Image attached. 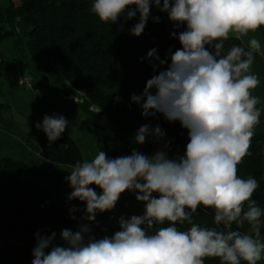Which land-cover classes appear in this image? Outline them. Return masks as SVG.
I'll list each match as a JSON object with an SVG mask.
<instances>
[{"label":"clouds","instance_id":"1","mask_svg":"<svg viewBox=\"0 0 264 264\" xmlns=\"http://www.w3.org/2000/svg\"><path fill=\"white\" fill-rule=\"evenodd\" d=\"M152 7L167 14L174 25L170 37L181 47L170 48L163 59L156 48L148 51L146 59L157 74L131 101L145 118L162 114L169 122L179 121L188 132L186 150L169 158L165 143L152 155L133 149L130 155L110 158L100 151L91 160H77L64 179L72 189L68 200L85 202L83 209H70L73 220L74 213L82 212L78 228L62 229L61 244L55 243L56 232L38 231L32 264H205V258L257 264L264 258V210L252 199L259 184L254 177H239L237 168L249 154L261 116L259 98L252 95L260 81L251 71L261 43L252 37L241 44L264 26V0H94L90 10L112 24L138 14L130 35L139 37ZM152 20L158 23L160 17ZM230 36L241 44L226 48ZM70 122L53 114L34 126L51 144ZM165 135L159 125L144 124L134 142L143 145L150 136L159 140ZM125 191L144 203V214L121 216L119 231L97 238L92 229L97 214L113 210ZM198 208L213 209L214 223L223 229L193 223ZM245 221L251 225L247 233L232 229L233 223L239 228ZM165 222L168 226L149 232ZM185 222L191 226L182 231L177 224Z\"/></svg>","mask_w":264,"mask_h":264},{"label":"trees","instance_id":"2","mask_svg":"<svg viewBox=\"0 0 264 264\" xmlns=\"http://www.w3.org/2000/svg\"><path fill=\"white\" fill-rule=\"evenodd\" d=\"M93 2L20 0L15 3L9 0L7 7L0 5V40L12 36L16 46L25 40L29 54L52 82L63 87L68 95L80 97L84 109L91 114L98 149L110 158L130 155L133 149L148 155L153 148L150 137L143 145L134 142L136 132L144 124L152 128L159 125L167 132L170 142L165 150L169 158L183 155L188 132L180 122H169L162 114L145 118L141 107L131 101V96L141 94L146 81L157 74L146 59L148 51L156 48L163 59L170 48L175 52L181 47L177 39L170 37L174 25L166 13L152 7L144 32L136 37L130 35V29L138 22V14L134 19L122 16L115 24L105 23L91 12ZM157 16L160 22L155 23L152 17ZM260 30L264 35V26ZM232 44H241V40L230 36L225 47ZM246 45L243 40L241 46ZM10 65V60L0 52V75ZM8 106L0 103V122H4L1 113ZM37 141L40 155L59 167L45 171L24 159L10 155L0 158V264H32L35 234L56 232L55 243L61 244V230L79 221L82 215L77 211L74 213L77 220L71 219V207H85V202L68 200L69 195L63 200L55 198L66 183L64 170L77 160H85L77 141L65 131L49 144L42 129L38 131ZM237 168L239 177L251 176L258 181L259 187L252 199L264 210V133L254 131L249 154ZM144 212L145 208L135 215L141 216ZM197 212L192 217L193 223L223 229V225L214 223L213 209L198 208ZM261 221L260 238L264 242V216ZM166 226L168 222L154 226L149 232ZM190 226L187 222L177 224L182 231ZM250 227L247 221L239 228L235 223L232 225L233 230L245 233ZM112 229L119 231V224ZM205 264H220V259L205 258ZM257 264H264V258Z\"/></svg>","mask_w":264,"mask_h":264},{"label":"rangeland","instance_id":"3","mask_svg":"<svg viewBox=\"0 0 264 264\" xmlns=\"http://www.w3.org/2000/svg\"><path fill=\"white\" fill-rule=\"evenodd\" d=\"M14 1L15 3L20 2V0ZM0 5L7 7L9 0H0ZM252 37H255L261 43V54L255 55V60L264 64V35L260 28L256 32H250L247 36L243 37V40L248 43V40ZM0 52L11 63L10 67L0 75V103L10 105L8 108H3L1 113L4 122H0V158L14 154L17 159L28 158L33 162L32 152L36 153L37 135L38 131L41 130L37 129L34 125L37 122H42L45 115L55 114L58 116L62 115L71 121L65 131L77 141L84 159H93L100 151L96 142L91 114L84 109L82 101L79 99L80 97L76 94L68 95V92L63 87L55 85L52 82L46 71L29 54L25 40L16 46L14 37H4L0 40ZM23 73L32 76L33 89L17 83L18 76ZM261 83L263 88H260L258 85L254 89L258 98H261L264 94V79H261ZM162 130L166 134L165 137L156 140L150 136L153 148L148 155H152L157 150L163 149L165 143L169 145L170 138L167 132L164 129ZM260 130V127H255L254 129L257 133ZM20 140L23 141L20 147L26 149L21 154L17 149L18 145L16 142H20ZM30 161L28 162L31 163ZM71 170L72 168H66L63 176L69 175ZM91 187L95 186L92 185ZM71 191L69 183L66 182L64 187L57 191L55 198L63 200ZM96 191L99 193L100 189L96 188ZM153 195L157 194L154 193ZM144 208V203L138 202L135 199V193L125 191L121 194L113 210L97 214L96 223L92 225L93 233L97 238H103L107 232L113 234L112 227L119 224L118 220L121 216L129 218L132 215L140 213ZM79 223L80 221H76L67 228L75 231Z\"/></svg>","mask_w":264,"mask_h":264},{"label":"crops","instance_id":"4","mask_svg":"<svg viewBox=\"0 0 264 264\" xmlns=\"http://www.w3.org/2000/svg\"><path fill=\"white\" fill-rule=\"evenodd\" d=\"M251 71L254 74L257 75V77H258V79L260 81L259 86H260V88H263L262 87V83H261V79H264L263 78L264 77V64L254 59V63L252 65ZM252 95L258 97V95L256 94V92L254 90H252ZM259 101L260 102L256 105V107L260 110L261 116H260L259 124H257L255 127H260L261 128L260 132L264 133V94H263V96L261 98H259ZM16 142H17V145H18L17 149L19 150V153L20 154L24 153L26 149H24V147H20L22 145L23 141L20 140L21 143L18 142V141H16ZM36 146H37L35 148V152L36 153L32 152V154H33V158H32L33 162H31L32 160L30 161V159H28V158H22V159L30 161L32 164H34V165L40 167V169H44V170H51V169H53L55 167H59L60 166L59 164H57V163H55L53 161L47 160L44 157H42L40 155V153H39V148H40L39 144L37 143ZM11 155L13 157H16V156H14V154H11ZM113 234H111V232H107L106 236H111Z\"/></svg>","mask_w":264,"mask_h":264},{"label":"built area","instance_id":"5","mask_svg":"<svg viewBox=\"0 0 264 264\" xmlns=\"http://www.w3.org/2000/svg\"><path fill=\"white\" fill-rule=\"evenodd\" d=\"M17 83L21 86L33 89V78L30 74H22L18 76Z\"/></svg>","mask_w":264,"mask_h":264}]
</instances>
